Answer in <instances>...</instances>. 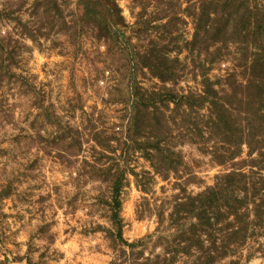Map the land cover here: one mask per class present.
Segmentation results:
<instances>
[{"label": "rangeland", "instance_id": "1", "mask_svg": "<svg viewBox=\"0 0 264 264\" xmlns=\"http://www.w3.org/2000/svg\"><path fill=\"white\" fill-rule=\"evenodd\" d=\"M0 264H264V0H0Z\"/></svg>", "mask_w": 264, "mask_h": 264}, {"label": "trees", "instance_id": "2", "mask_svg": "<svg viewBox=\"0 0 264 264\" xmlns=\"http://www.w3.org/2000/svg\"><path fill=\"white\" fill-rule=\"evenodd\" d=\"M115 191H114V197H113V199H114V208H115V216H116V218H117V216H118V212H119V209H120V187L119 186H115ZM120 229V228H119ZM119 235H120V233H119Z\"/></svg>", "mask_w": 264, "mask_h": 264}]
</instances>
